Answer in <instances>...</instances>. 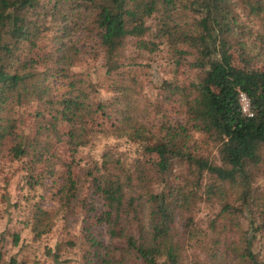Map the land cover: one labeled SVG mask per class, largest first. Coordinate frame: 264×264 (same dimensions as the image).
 Instances as JSON below:
<instances>
[{
  "label": "trees",
  "instance_id": "obj_1",
  "mask_svg": "<svg viewBox=\"0 0 264 264\" xmlns=\"http://www.w3.org/2000/svg\"><path fill=\"white\" fill-rule=\"evenodd\" d=\"M233 6L229 0H0V149L7 143L12 157L48 169L54 158L46 125L61 126L57 141L72 158L84 144L87 120L105 106L119 114L112 123L115 135L139 142L127 162L104 151L86 172L101 204L96 221L106 225L110 242L104 245L85 229L87 264H264V185L256 182L264 171V70L231 62L238 28ZM247 7L259 19L256 37L264 48V5L251 0ZM76 9L84 12L81 41L115 76L109 105L91 103L93 83L84 84L71 70L77 44L61 33ZM48 31L53 36L47 66L39 71L37 43ZM129 42L147 53L164 46L173 73L183 65L200 73L186 86L161 82L177 104V122L162 117L139 123L130 114L132 105L120 103L126 91L118 70ZM52 79L64 87L55 95ZM240 92L250 115L241 111ZM32 100L33 132L21 133L14 107ZM192 133L204 135L215 155L200 152ZM61 165L67 182L71 165ZM64 189L58 191L61 204ZM199 203L212 209L204 226L194 221ZM47 215L36 210L35 237ZM10 236L17 245L19 234ZM44 254L58 262L51 248ZM9 262L17 263L15 257Z\"/></svg>",
  "mask_w": 264,
  "mask_h": 264
},
{
  "label": "rangeland",
  "instance_id": "obj_2",
  "mask_svg": "<svg viewBox=\"0 0 264 264\" xmlns=\"http://www.w3.org/2000/svg\"><path fill=\"white\" fill-rule=\"evenodd\" d=\"M234 5L237 17V32L232 35V64L237 67L257 68L264 70V48L260 47L256 33L259 19L251 14L247 2L251 0H229ZM264 5V0H261ZM80 12L79 17L77 13ZM84 12L74 10L68 15L64 30L61 33L63 40L77 44V63L71 70L80 73L86 80L93 83L92 90L88 91L89 100L94 105L97 102L109 105L114 96L113 78L107 74L102 66L100 54H93L89 44L84 43L85 31L83 28ZM56 30V29H55ZM52 31L44 32L38 40L36 49L37 69L42 71L47 66L46 52L52 43ZM60 34V33H57ZM239 44H242L241 48ZM244 58V59H243ZM248 60V62H247ZM121 67L118 72L124 84L126 95L118 102L123 105H132L131 116L139 123L149 125L150 120L157 123L161 118L177 122L180 116L177 104L169 94L161 88L163 80H172L186 86L200 75L198 71L187 70L185 65L180 66L173 73V65L164 46H160L152 53L137 51L129 42L121 57ZM54 95L63 90L57 79H52ZM58 86V88H57ZM92 105V107L94 106ZM115 106V105H114ZM127 106V107H128ZM95 108V107H94ZM35 101H27L14 107V116L18 131L25 134L33 132V112ZM102 111L93 112L86 122V136L84 144L79 147L74 156L69 155L64 145L57 141L61 134V126L46 125V132L51 139L49 153L54 158L51 167L45 168L42 164L32 163L27 158H14L8 151L7 143L0 149V264H11L9 259L15 257L16 264H53L50 257L44 254L47 247L58 254L56 264H87L82 254L89 249L84 240L85 229L104 245H108L109 238L106 225L96 221V215L101 211L100 201L91 193V180L87 170L99 160L102 152L127 162L129 152L139 149V142H130L125 136L117 137L113 132L112 123L119 117L115 107L105 106ZM118 114V115H117ZM157 126L154 127L156 129ZM197 140L199 151L210 156L215 155L214 146L206 141L204 135L192 133ZM61 163H70V179L64 180L65 169ZM264 185V171L256 181ZM65 186L61 204L58 191ZM66 206H71L69 211ZM47 212L43 220L44 226L38 227L40 235L35 237V212L37 209ZM211 208L205 203L196 206L194 221L204 226L206 219L211 215ZM98 220V219H97ZM176 224L180 222L176 221ZM19 234L17 245L11 243L10 233ZM68 242H74L70 245ZM192 254H189L191 257ZM90 264H102L92 261Z\"/></svg>",
  "mask_w": 264,
  "mask_h": 264
},
{
  "label": "built area",
  "instance_id": "obj_3",
  "mask_svg": "<svg viewBox=\"0 0 264 264\" xmlns=\"http://www.w3.org/2000/svg\"><path fill=\"white\" fill-rule=\"evenodd\" d=\"M238 101L240 103V108H241V111L247 115H250V112L248 110V101H247V98L246 96L240 92L238 94Z\"/></svg>",
  "mask_w": 264,
  "mask_h": 264
}]
</instances>
